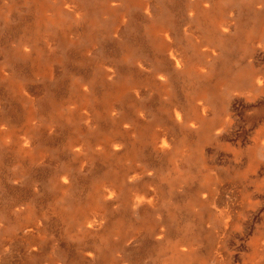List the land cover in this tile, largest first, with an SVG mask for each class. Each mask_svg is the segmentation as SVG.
<instances>
[{
    "label": "rangeland",
    "instance_id": "obj_1",
    "mask_svg": "<svg viewBox=\"0 0 264 264\" xmlns=\"http://www.w3.org/2000/svg\"><path fill=\"white\" fill-rule=\"evenodd\" d=\"M0 264H264V0H0Z\"/></svg>",
    "mask_w": 264,
    "mask_h": 264
}]
</instances>
